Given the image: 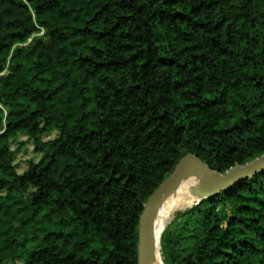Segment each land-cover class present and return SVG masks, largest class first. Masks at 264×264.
Returning a JSON list of instances; mask_svg holds the SVG:
<instances>
[{"label": "trees", "instance_id": "obj_1", "mask_svg": "<svg viewBox=\"0 0 264 264\" xmlns=\"http://www.w3.org/2000/svg\"><path fill=\"white\" fill-rule=\"evenodd\" d=\"M0 104V264H139L182 157L226 173L264 154V0H0ZM18 132L40 153L21 173ZM161 252L264 264V169L183 212Z\"/></svg>", "mask_w": 264, "mask_h": 264}, {"label": "water", "instance_id": "obj_2", "mask_svg": "<svg viewBox=\"0 0 264 264\" xmlns=\"http://www.w3.org/2000/svg\"><path fill=\"white\" fill-rule=\"evenodd\" d=\"M264 169V154L246 164H236L226 173L212 169L196 153L186 154L177 163L173 172L155 190L145 204L139 223V264H152L154 257H160L161 237L156 234V218L166 197L187 175L201 179L197 193L204 198L222 193L240 179L251 177ZM181 211H178L180 213Z\"/></svg>", "mask_w": 264, "mask_h": 264}, {"label": "bare ground", "instance_id": "obj_3", "mask_svg": "<svg viewBox=\"0 0 264 264\" xmlns=\"http://www.w3.org/2000/svg\"><path fill=\"white\" fill-rule=\"evenodd\" d=\"M201 179L196 176L187 175L185 179L169 194L161 204L156 218L157 237L163 232L175 212L191 206L197 202L201 196L197 193V188ZM165 231V230H164ZM152 264H163L160 257H154Z\"/></svg>", "mask_w": 264, "mask_h": 264}, {"label": "rangeland", "instance_id": "obj_4", "mask_svg": "<svg viewBox=\"0 0 264 264\" xmlns=\"http://www.w3.org/2000/svg\"><path fill=\"white\" fill-rule=\"evenodd\" d=\"M4 73L5 71L2 72L1 74H4ZM0 107L5 113V109L1 106V104H0ZM56 135H57V132L53 129H50L46 133H44L42 137L44 140H47V139L54 138ZM9 144H10V148L14 151V164H15V167L18 173L23 172L27 168V165L30 160L37 161L40 158V153L34 151V146H33L31 138L24 132H18L14 138L10 139ZM195 204L196 202L187 208L178 210V211H181L180 213L176 211L174 216L171 218V220L165 227L164 229L165 231L163 230L161 234V238L165 237L168 233L172 234L175 231L179 223V216ZM160 251H161V245H160ZM161 259L163 261V264H165L164 255L162 252H161Z\"/></svg>", "mask_w": 264, "mask_h": 264}]
</instances>
